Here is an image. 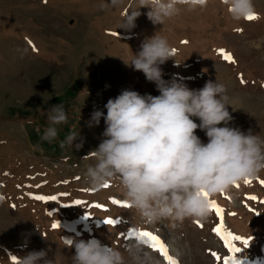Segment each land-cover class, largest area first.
<instances>
[{
	"label": "rangeland",
	"instance_id": "374dc122",
	"mask_svg": "<svg viewBox=\"0 0 264 264\" xmlns=\"http://www.w3.org/2000/svg\"><path fill=\"white\" fill-rule=\"evenodd\" d=\"M253 2L259 13L253 21H234L222 0L193 10L178 5L179 13L164 25H153L141 8L136 27L126 31L119 24L127 9L110 0H0V264L41 249L55 264H72L75 249L64 238H95L126 258L129 245L140 243L154 264H168L146 238L130 235L145 230L158 235L179 264H223L232 255L222 238L228 232L251 238L247 248L234 242L242 249L236 254L240 264H264V171L209 198L223 209L222 219L211 210L203 221L186 219L176 227L168 220L147 223L124 207L118 181L96 189L84 175L95 163L90 152L104 138L107 101L125 89L160 94L154 82L125 64L156 32L175 53L160 66L164 80L190 89L217 80L232 105L229 126L264 137V0ZM54 104L65 107L67 122L55 125L57 138L49 142L42 137ZM96 110L104 114L98 125L91 119ZM72 133H79L73 146ZM196 134L207 142L203 131ZM109 218L116 223H104ZM221 224L218 235L214 229Z\"/></svg>",
	"mask_w": 264,
	"mask_h": 264
},
{
	"label": "clouds",
	"instance_id": "9594fccd",
	"mask_svg": "<svg viewBox=\"0 0 264 264\" xmlns=\"http://www.w3.org/2000/svg\"><path fill=\"white\" fill-rule=\"evenodd\" d=\"M222 3L234 21L259 16L253 0ZM110 4L127 9L119 28L131 31L141 8L148 9L146 16L153 25H164L179 13L178 5L193 10L206 7L208 0H132L131 4L110 0ZM174 55L167 37L156 32L125 63L154 82L160 94L141 95L125 89L107 101L106 116L99 110L93 112L92 121L98 125L104 116L106 127L104 138L90 152L95 163L86 166L84 175L96 189L118 181L123 198L145 222L168 220L176 227L186 219H207L210 197L264 171V137L251 129L245 132L229 126L231 104L225 85L217 80L207 81L200 89H190L175 79L164 80L160 66ZM47 119L49 127L42 138L51 142L58 135L55 125L67 122L65 107L52 105ZM197 129L205 133L206 143L196 134ZM78 136L72 133L68 143L73 146ZM82 147V141L75 144L76 150ZM64 242L75 249L72 264H154L151 253L140 243L129 245L126 258L119 248L95 238H64ZM47 255L45 249L33 250L14 256L15 264H55Z\"/></svg>",
	"mask_w": 264,
	"mask_h": 264
},
{
	"label": "snow or ice",
	"instance_id": "6c2138e0",
	"mask_svg": "<svg viewBox=\"0 0 264 264\" xmlns=\"http://www.w3.org/2000/svg\"><path fill=\"white\" fill-rule=\"evenodd\" d=\"M45 2H47V0H45ZM258 19L257 16H249L247 17V20L248 21H253V20H256ZM29 43H31L29 41ZM220 54L223 56V58L226 60V61H231V62H234V59H233V56L231 54H228L226 53L223 49H220ZM244 183L245 184H248V183H251V180L250 179H245L244 180ZM260 183L261 184H264V180H260ZM235 187H239V184H236L234 185ZM104 188H107L109 187V184H105L103 186ZM223 194V192L221 193ZM205 195H207L205 193ZM38 199H42V197H38ZM52 199H55V197H52ZM250 200H255L256 197H250L249 198ZM77 204H79L80 202L77 201L76 202ZM114 204H120L121 201L120 200H114L113 201ZM124 207H131L128 203H124L123 204ZM96 207H102V205H96ZM210 209L216 214V215H219L221 216V219L223 217V209L219 207V205L215 202V201H210ZM233 215H235L233 213ZM198 225H200V222L199 221H195ZM104 223H106L107 225H113L116 223V221L114 219H105L104 220ZM201 227L203 225H200ZM53 227H58V225H53ZM214 231H216V233L218 235L222 234L223 232V225L221 224L220 227H217L216 229H214ZM130 235H133V236H137L139 238H146V240H144V243L146 244H150V247L151 249L153 250H157L159 253L163 254V257L167 260L168 264H179V261L174 259L170 254H169V250L168 248L166 247V244L165 242H163L161 240V238L154 234L153 232L151 231H140V232H132L130 233ZM222 238L224 239V242H225V245L227 247V250L230 251L232 253L231 256H227L223 259V264H240V262L237 260V255L238 253H240L242 251V249L240 247H237L236 244L234 242L236 241H239L240 243H242L245 248H247L251 242V238H245V237H242L240 235H235L231 232H228L226 235H223ZM215 260L217 261H220L221 260V257L219 256V254L215 253V252H211L210 253ZM12 260L15 264V257H12Z\"/></svg>",
	"mask_w": 264,
	"mask_h": 264
}]
</instances>
